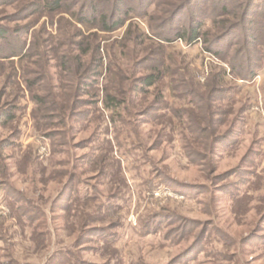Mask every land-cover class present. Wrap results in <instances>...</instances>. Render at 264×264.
Masks as SVG:
<instances>
[{
  "label": "rangeland",
  "instance_id": "374dc122",
  "mask_svg": "<svg viewBox=\"0 0 264 264\" xmlns=\"http://www.w3.org/2000/svg\"><path fill=\"white\" fill-rule=\"evenodd\" d=\"M49 1L0 0V264H264V1Z\"/></svg>",
  "mask_w": 264,
  "mask_h": 264
},
{
  "label": "trees",
  "instance_id": "16d2710c",
  "mask_svg": "<svg viewBox=\"0 0 264 264\" xmlns=\"http://www.w3.org/2000/svg\"><path fill=\"white\" fill-rule=\"evenodd\" d=\"M61 1L62 0H51V1H49L48 3H45L44 4V7H47V8H49L50 10H53V9H56V8H59L60 7V4H61ZM115 1H117V2H119V0H115ZM141 1H143L144 2V0H141ZM190 1V0H189ZM188 0L187 1H185V2H189ZM259 0H257V2H258ZM260 1H262V3H263V1L264 0H260ZM145 3V2H144ZM181 6H183V5H181ZM91 7V6H90ZM95 6H93V8L91 7V9H89V11H90V13H91V20L90 21H92V23H94L93 21H94V19L96 18L97 20H99V21H101V25H102V27L104 26V29H105V31H107V32H110L111 30H113L114 28H116L117 26H118V23L117 22H110L111 23V25H109L108 26V24L106 23V18H107V15L104 13V10H102V9H100V10H97L96 8H94ZM143 8V7H142ZM145 8V7H144ZM179 8H181V7H179ZM144 10L145 9H143L142 10V13H141V11L139 12V15L140 16H142V15H144ZM126 13L127 14H135L136 13V11L133 9V8H129V9H127V11H126ZM207 17H204V18H202L201 20H200V22L199 23H196V24H194L193 26L191 25V27L190 28H186V29H184L183 27L181 28V27H179L178 29L176 28V32L174 33V35H173V38L175 39V40H182V41H184L185 42V44H187V45H193V44H195L196 42H197V40L198 39H200V32H201V29L203 28V26H204V22L207 20L206 19ZM203 21V22H202ZM80 22L81 23H83V20H80ZM167 28H169V27H167ZM0 36H3V35H0ZM158 36V35H157ZM160 37V36H159ZM164 41L165 42H168V43H171L172 42V40H171V38L170 37H168V36H164ZM219 40V39H218ZM216 42H219V41H216ZM215 43V42H214ZM264 50V49H263ZM207 52H210V53H212V49L211 48H207ZM264 58V57H263ZM264 61V60H263ZM264 63V62H263ZM255 69H257V68H255ZM254 73H255V71H254ZM254 73L252 72V73H250V76L251 77H253L254 76ZM159 76V75H158ZM158 76H156V75H149V76H146V77H144V78H142L141 80H139L140 82H141V84L144 86V87H151L155 82H157L158 80H159V77Z\"/></svg>",
  "mask_w": 264,
  "mask_h": 264
}]
</instances>
